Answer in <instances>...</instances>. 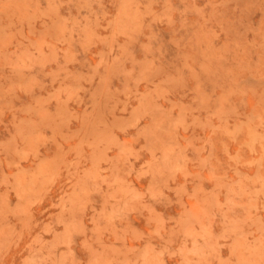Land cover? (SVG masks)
<instances>
[{"label": "rangeland", "instance_id": "obj_1", "mask_svg": "<svg viewBox=\"0 0 264 264\" xmlns=\"http://www.w3.org/2000/svg\"><path fill=\"white\" fill-rule=\"evenodd\" d=\"M0 264H264V0H0Z\"/></svg>", "mask_w": 264, "mask_h": 264}]
</instances>
